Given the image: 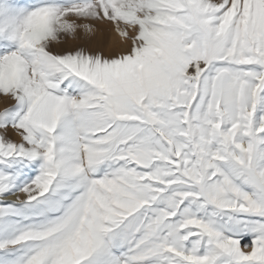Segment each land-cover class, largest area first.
<instances>
[{
  "label": "snow or ice",
  "instance_id": "6c2138e0",
  "mask_svg": "<svg viewBox=\"0 0 264 264\" xmlns=\"http://www.w3.org/2000/svg\"><path fill=\"white\" fill-rule=\"evenodd\" d=\"M0 98V264H264V0H0Z\"/></svg>",
  "mask_w": 264,
  "mask_h": 264
},
{
  "label": "rangeland",
  "instance_id": "374dc122",
  "mask_svg": "<svg viewBox=\"0 0 264 264\" xmlns=\"http://www.w3.org/2000/svg\"><path fill=\"white\" fill-rule=\"evenodd\" d=\"M111 41H112V37L109 36V37L107 38V42H108V43H111ZM9 104H10V102H8V103L6 104V102L3 100V98H0V111H2V110L4 109V107L9 106ZM13 139H15V137H13Z\"/></svg>",
  "mask_w": 264,
  "mask_h": 264
}]
</instances>
